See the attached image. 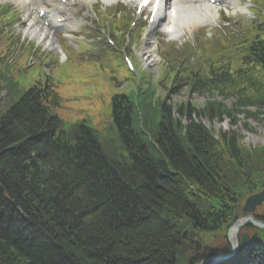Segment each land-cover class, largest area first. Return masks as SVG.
I'll return each instance as SVG.
<instances>
[{
	"label": "trees",
	"instance_id": "1",
	"mask_svg": "<svg viewBox=\"0 0 264 264\" xmlns=\"http://www.w3.org/2000/svg\"><path fill=\"white\" fill-rule=\"evenodd\" d=\"M245 39L224 70L213 56L208 80L191 71L182 81L164 64L136 89L123 62H111V119L126 152L116 159L85 121L65 124L51 112L60 101L52 84L13 99L17 84L0 70V92L13 99L0 115V264H174L188 230L226 255L227 228L264 188V146H245L233 130L216 135L195 117L236 126L242 116L247 131L252 122L264 129V26ZM182 87L232 102L177 104ZM249 233L264 245V230ZM256 249L257 260L228 263L264 264Z\"/></svg>",
	"mask_w": 264,
	"mask_h": 264
},
{
	"label": "rangeland",
	"instance_id": "2",
	"mask_svg": "<svg viewBox=\"0 0 264 264\" xmlns=\"http://www.w3.org/2000/svg\"><path fill=\"white\" fill-rule=\"evenodd\" d=\"M27 2H25L27 7H25L18 0H0V5L8 4L13 7L14 12L18 15V21L14 28L15 34L23 36V39L26 40L23 43L22 39L9 37V32L6 31L8 35L2 39V43L0 44V68L5 64L4 68L7 70V73L11 74L18 81L19 85L13 87L14 89H26L34 85L36 81L44 85L46 83L52 84V87L60 98L59 106L52 108V113L56 114L65 124L85 121L87 126L99 133L102 148L106 155L115 159L126 155L125 149L118 140L112 125L110 105L113 95L118 90L110 81L109 70L102 68L100 60L88 59L91 56L85 57V49L82 45L74 46L68 40L63 39L62 35L58 39L55 37V39L58 42L60 52L64 55V59H60L56 51L43 52L38 48L44 46L36 43L37 46L34 42L29 43L27 40L31 37L24 34L29 22H31L28 17L32 13ZM243 4L244 0L239 5L243 6ZM84 7L89 8V6ZM75 8L77 10L78 5ZM77 14L76 12L73 15ZM236 25H241V28H247L245 21H240ZM9 29L10 27H8ZM131 35H137V38H140V25L131 30ZM153 35L155 41L157 40L160 44V47H164V36L156 32L150 34V40L145 36L139 40V48L135 54V64L147 71V78L149 80H156L158 78L161 67L158 56H155V42H152ZM152 53H154V58L150 56ZM144 54L150 56H148V60ZM3 96L4 93H0V100L3 99ZM16 96H18L17 93L12 98L14 99ZM189 96L190 93L183 91L178 96L180 99L176 98L175 101L185 100ZM12 98H7L0 102V115L11 106L13 103ZM203 100H205L204 97H191V102L197 106H200ZM223 100L227 105L232 102L231 98H224ZM209 120L202 121L207 127L218 129L219 131L233 130L236 134L241 135L240 142L245 146L264 144V142L257 140L264 135V129L261 125L256 124V122H253V130L247 131L242 127V123L244 122L242 116L237 120L236 126L232 125L231 120L226 116L217 121ZM259 211L264 212V208H261Z\"/></svg>",
	"mask_w": 264,
	"mask_h": 264
},
{
	"label": "bare ground",
	"instance_id": "3",
	"mask_svg": "<svg viewBox=\"0 0 264 264\" xmlns=\"http://www.w3.org/2000/svg\"><path fill=\"white\" fill-rule=\"evenodd\" d=\"M19 1H21V3L25 5V2L27 0H18V2ZM101 2L108 5L114 1L101 0ZM165 3L167 5V8L161 11V15H158L155 18L156 20L154 23H159L160 28L165 31V33L168 34L169 37L176 36L175 32L182 26L187 24V22L202 24L201 20L212 18L210 14V9H212V6L207 5L206 3L205 4L207 6H205L202 0H165ZM25 7H27V5H25ZM30 16L28 18L29 20H31V22H29L24 34L31 37L32 40L34 39L38 44H41L44 47L50 48L55 45L54 36L50 34L48 30L41 29L40 25L36 21H33V14H30ZM151 30H153V28H151ZM257 140L264 142V135Z\"/></svg>",
	"mask_w": 264,
	"mask_h": 264
},
{
	"label": "water",
	"instance_id": "4",
	"mask_svg": "<svg viewBox=\"0 0 264 264\" xmlns=\"http://www.w3.org/2000/svg\"><path fill=\"white\" fill-rule=\"evenodd\" d=\"M263 203H264V189L257 194L249 196L245 200L243 208H242L243 214L253 213L255 208L260 206ZM246 225H252L253 227L264 230V224L263 223L258 222V221H254L251 218H242V219L237 220L231 226V228L228 231V235H227L228 241L232 245L231 254L228 256H225V257H212V258L204 260L198 264H219V263H222V262L229 260L235 254V252L237 250L236 241H235L236 233L241 227L246 226ZM186 234L187 233L184 232L181 237L183 238ZM194 237H195V234L191 232L189 234L190 241H192L194 239ZM232 237L234 238V241H232ZM242 241H243V245H246L248 243L247 235H242ZM194 243L196 246L195 250L196 251L199 250L201 248V245L197 241H194ZM203 250L206 252H213V249H211L209 247H207V248L204 247ZM186 251H187V244L185 242H183L182 245L176 249V256H175V263L174 264H187L188 263L189 257L186 254Z\"/></svg>",
	"mask_w": 264,
	"mask_h": 264
},
{
	"label": "flooded vegetation",
	"instance_id": "5",
	"mask_svg": "<svg viewBox=\"0 0 264 264\" xmlns=\"http://www.w3.org/2000/svg\"><path fill=\"white\" fill-rule=\"evenodd\" d=\"M240 215H241V217L244 216V214H242V213ZM248 216L252 217L255 220L262 221L264 223V212L258 211V209L254 213H252L250 215H246V217H248ZM249 228L250 227H248L247 229L246 228L241 229L237 233L236 242H237V245L239 248L238 254L243 255L244 257H246V259L248 258L249 260H257V258H258L257 254L259 253V251L256 249V246H255L256 242L254 241V238H252L253 240H251V242L249 243V245L247 247L244 248L242 246L241 236L243 234H247L249 237H252V235L248 233L250 231ZM228 231H229V228H227V230H226L225 239H226V249L228 250V253H230L231 246L229 244L228 237H227ZM184 240L188 244L187 254L189 256V260L190 259L192 260L195 258H200L199 261H201V260L206 259L202 249H199L197 251L195 250V247H196L195 243L190 241L188 234L184 237ZM195 240L198 241V236H196L194 238V241ZM201 246L203 247V246H205V244L201 242ZM190 261H189V263H190ZM226 264H229V263H226Z\"/></svg>",
	"mask_w": 264,
	"mask_h": 264
}]
</instances>
